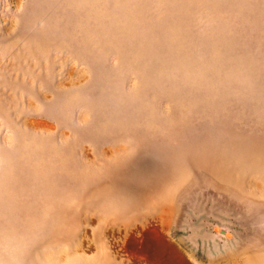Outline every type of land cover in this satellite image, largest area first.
Instances as JSON below:
<instances>
[{
	"label": "rangeland",
	"instance_id": "rangeland-1",
	"mask_svg": "<svg viewBox=\"0 0 264 264\" xmlns=\"http://www.w3.org/2000/svg\"><path fill=\"white\" fill-rule=\"evenodd\" d=\"M0 264H264V0H0Z\"/></svg>",
	"mask_w": 264,
	"mask_h": 264
}]
</instances>
